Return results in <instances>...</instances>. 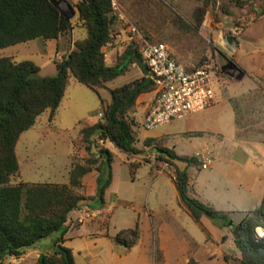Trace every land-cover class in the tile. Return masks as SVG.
<instances>
[{
  "label": "trees",
  "instance_id": "16d2710c",
  "mask_svg": "<svg viewBox=\"0 0 264 264\" xmlns=\"http://www.w3.org/2000/svg\"><path fill=\"white\" fill-rule=\"evenodd\" d=\"M63 0H0V50L36 39L58 40L69 33L73 25L60 9ZM216 2L217 0H212ZM244 8L256 0H231ZM263 1V0H260ZM79 22L86 29L83 39L74 41L71 51L61 62H55L57 73L40 76V67L32 60L16 61L12 56H0V264L10 258H22L28 249L56 232L61 236L55 246L61 250L44 254L35 264H76L72 250L62 246L64 235L74 222L84 202L102 207L107 189L113 182L115 154L100 142L111 143L130 158L139 154L135 133L136 119L132 116L138 98L156 90L142 60V48L131 43L109 65L107 44L115 42L118 15L113 0H78ZM204 14V10L199 16ZM199 21V19H198ZM192 24V23H191ZM195 24L186 26L188 29ZM115 44V43H114ZM114 48V47H112ZM138 64L144 77L120 87L110 89L111 102L101 101L102 116L97 122L84 125L78 139L79 150L87 157L74 158L69 183H32L21 180L22 172L17 156L21 135L33 129L44 113L53 123L71 81L88 87L100 96L99 88L124 75L130 65ZM161 140L147 138L146 146H156ZM159 160L175 167L173 179L183 203L198 223L208 217L221 228H227L240 252L242 264H264V198L262 205L239 222L224 212L203 203L189 194L188 167L199 165L197 158L179 156L173 150L156 146ZM95 150V152H94ZM161 151V152H160ZM181 164L186 166L180 167ZM139 164L131 165L135 174ZM98 172L97 191L94 196L85 193L83 178ZM107 228L109 222L106 223ZM106 236L117 246L131 251L141 239V229L133 228ZM157 260L161 258L156 252ZM186 264H199L190 257Z\"/></svg>",
  "mask_w": 264,
  "mask_h": 264
},
{
  "label": "rangeland",
  "instance_id": "374dc122",
  "mask_svg": "<svg viewBox=\"0 0 264 264\" xmlns=\"http://www.w3.org/2000/svg\"><path fill=\"white\" fill-rule=\"evenodd\" d=\"M116 2V12L119 13L120 3L118 0ZM122 2L121 10L125 18L123 17L122 23H119L124 24L126 40L119 41L117 39L114 44V48L118 49L120 55L131 43H135L141 48L146 43L163 42L169 47L177 61L187 69L210 63L218 68L216 76L219 79L241 76L245 71L248 74H255L263 69L264 72V61H262L264 60L263 1L249 2L244 8L237 7L231 0H217L216 2L212 0H122ZM77 3L78 0H63L60 3L61 11L70 18L73 28L62 36L58 44L56 40L39 38L29 43L1 49L0 55H12L14 51L20 50L21 54L17 57L19 61L28 59L35 62L40 67V76L56 74L55 62H61L73 48L74 41L83 39L87 35L86 29L79 22ZM202 10H204V14L199 16ZM207 15L213 23V28L210 31L201 28ZM262 15L263 17L259 18ZM191 23L195 25L188 29L186 26L192 25ZM131 27H134L136 32L132 31ZM227 36L234 39L233 47L228 45ZM143 77L144 73L141 67L134 63L130 65L124 75L106 83L105 87L99 88L100 96L73 79L58 118L50 123L48 114L41 115L37 125L39 130L34 133L35 137L41 136L47 124H54L55 128H51L48 137L50 145L46 144L47 147L41 149L42 142L37 145L38 147H29L25 139L22 138L19 141L16 152L23 174L21 180L34 183L58 181L56 177L60 175V172L53 166H62L70 162L69 148L73 146L74 139L77 138L85 124L90 125L100 119L101 101H110V89ZM232 104L235 114L237 112L236 105L241 106L237 118L239 117L242 123L246 121L249 110H244L249 105L248 98H237ZM259 108L260 113L258 114L264 116V99ZM188 119L189 117L176 119L156 129H144L143 131L146 135H166L169 138L168 145L170 147H177V151L189 155L196 151V147L192 146L185 136ZM139 124L140 122H135L137 148L140 153L132 155L130 158L134 159L137 156L142 158V161L151 162L152 155L158 158L156 146L164 147V142L159 141L156 146L144 145V141L141 142V138L138 136L137 126ZM63 129L66 131H62ZM76 147L75 158L81 160L78 143H76ZM85 154L88 156L86 152ZM34 157L38 163L34 162ZM126 157L124 153L116 151L114 161L117 173L116 185L114 191L110 193V201L105 208L106 211L111 208L109 226L111 235L121 229L135 227L139 222L138 216L144 220L148 210H151L154 214L155 236L159 240L165 241L167 247V256L164 262L157 261L155 264H186V259L190 256L194 257L199 264H242L239 260L240 252L231 248L227 242L231 237L227 228H225V232L228 235L219 244L208 241L205 233L191 217L189 224H185L181 219H171L164 233L163 218L166 216L159 214L160 204L164 199L157 197L156 193L151 194L149 190V186L154 183L155 168L150 163H144L134 174ZM160 176L162 181L158 185L175 190L168 175ZM165 195L167 196L166 200H173L168 194V190ZM86 205L90 206L89 201L86 202ZM95 208L99 207L96 205ZM106 217L104 216L102 219L106 220ZM160 227H163L162 233L159 230ZM93 228L96 229L97 226ZM257 232H259V228ZM60 234V232H56L52 236L42 239L34 246L36 248L28 249L22 258H10L5 264H35L40 255H51L55 249L60 247L55 246ZM191 235L195 239H191ZM81 242H83L82 239H78L74 244L81 248ZM111 245L117 250L123 249L113 242ZM75 252V258L79 264L90 263L91 256L86 250L75 249ZM103 256L110 258L111 252L108 248H104ZM117 260L118 257L113 256L109 264H122L117 263ZM96 263L101 264L102 261L93 264Z\"/></svg>",
  "mask_w": 264,
  "mask_h": 264
},
{
  "label": "crops",
  "instance_id": "0c3cea01",
  "mask_svg": "<svg viewBox=\"0 0 264 264\" xmlns=\"http://www.w3.org/2000/svg\"><path fill=\"white\" fill-rule=\"evenodd\" d=\"M118 3H120L119 13H117L119 21L116 24L115 42L117 39H119V41L126 40V29L123 26L124 24H120L122 23L121 20H123L124 17V14L122 13L123 11L121 10V8H123V2L122 0H118ZM261 17H263V15L259 18ZM125 23L127 24V22ZM61 39L62 36L56 40L57 44L61 41ZM238 45L235 47V50ZM20 54V50H17L14 51L12 55L8 56L14 57V59L18 62L24 61H19L17 58ZM118 55L119 51L117 48L109 49L106 55L108 64H114ZM109 59H111V61H109ZM215 86V103L211 107L189 116L185 136L188 139L187 141H189L192 146L195 145L196 147V151L192 154L187 155L183 152L181 153L177 151V147H170L168 145L169 138L166 135H146L143 131L144 129L140 127L137 128V131L139 133L138 136L141 138V142L145 141L147 138L158 139L164 142L165 148L173 150L179 156L197 158L199 165H192L188 167L190 177V196L199 199L203 203L212 206L218 211L224 212L232 218L234 223L237 224L248 212L260 207L264 198V116L258 114L260 113V103L264 99V72L263 69L255 74H248L245 71L241 76H233L230 79L220 78L219 83ZM67 93L57 111L56 118H58L60 108L67 99ZM240 97L248 98L249 104L244 110H249V116L243 123L240 121L239 117L237 118L240 113L241 106L236 105L237 112L235 114L232 104L233 101ZM154 98L155 91L142 94L138 98L132 113L136 122H141L143 120L144 116L153 104ZM110 102L111 99L110 101L105 100V103ZM46 114L49 115L48 112ZM100 116H102V109L99 114V117ZM37 125L33 129L24 132L19 141L22 138L25 139V142L29 147H38L37 145H40L42 142L41 149H44L50 141V138H48L50 130L51 128H55V126L54 124H47L46 127H44V131L41 136L35 137L34 133L39 130ZM62 131H66V129H63ZM79 137L80 132L77 138L74 139L73 146L69 148V157L71 158L70 162L62 166H53L55 170L59 169L60 175L56 177L58 178V181L45 183H69V173L75 158L77 150L76 143L78 142ZM100 145L109 148L114 152L116 157V151L119 150L116 149L113 144L109 142L105 144L100 142ZM80 151L81 154L79 155V158L83 159L87 157L85 150ZM204 152H210L214 159L213 164L206 170L201 169V163L199 161L200 154ZM34 158V162L38 163L36 157ZM126 159L130 163V167L133 163L139 164L136 171L144 163H150L155 168L153 179L154 183L149 186V190L151 194L156 193L157 197L164 199V201L160 204L161 209L159 213L166 216L163 218L164 233L168 227L167 224H170L171 219H181L185 222V224H189L191 215L188 208L181 200L173 181L175 177V167L169 162L159 160L158 158L156 161L151 162L142 161V158L137 156L134 159L128 158L127 156ZM185 166V164L180 163V167L184 168ZM160 175H168L175 187V190L166 189L167 187L164 185H158L159 182L162 181ZM97 178L98 172L96 170L84 176L83 184L85 186V193L88 196H94L96 194ZM116 178V166L115 162H113V182L106 191L105 204L98 209H91V207L86 205V202H84L79 213L75 214L72 226L65 233L62 246L71 249L74 258L76 256L75 249L86 250L89 253V256H91L89 264H93L97 261H102L101 264H109L112 261L113 256L118 257L117 263L120 262L122 264H155L157 261L164 262V259L167 256V247L165 245V241H161L155 236L156 227L153 221L154 214H152L151 210H148L144 220L141 216H138L139 222H137L136 225L138 224L141 229V239L131 251H127L124 247L121 250H117V248L111 245L112 240L106 236V233L110 236H114L119 231L123 230L121 229L116 234L111 235L109 227H106L107 222H109L108 226H110L111 208H108L107 211L105 208L110 201V193L114 191L113 189L116 185ZM167 190L173 200H166L167 196L165 194ZM95 206L96 205H93V207ZM97 216L98 218H96ZM104 216H107L106 220L102 219ZM191 219L205 233L208 241H213L214 243L219 244V242L224 241V238L228 235L224 228L215 224L208 217H202L200 223L196 222L192 217ZM95 226H97L96 229L93 228ZM163 227L159 228L161 233L163 231ZM60 236L61 234L59 237ZM180 236L183 237V235ZM78 239H82L83 241L81 242V248L74 244ZM191 239H195L194 236L191 235ZM227 242L231 248L238 251L232 237L228 238ZM104 248H108V250H110V258L108 256H103ZM157 251L159 257L161 258L160 260H157ZM92 257H94V259H92ZM190 257L186 259L187 262ZM75 261L76 264H79L76 258Z\"/></svg>",
  "mask_w": 264,
  "mask_h": 264
},
{
  "label": "built area",
  "instance_id": "2783aa9c",
  "mask_svg": "<svg viewBox=\"0 0 264 264\" xmlns=\"http://www.w3.org/2000/svg\"><path fill=\"white\" fill-rule=\"evenodd\" d=\"M113 7L117 9L116 0H113ZM201 28L205 31L213 28L208 15ZM131 30L136 32L134 27ZM114 43L109 42L107 48L114 47ZM142 60L157 88L153 104L137 128L153 130L173 120L188 118L215 103V85L220 80L216 76L217 67L205 63L187 69L177 61L163 42L146 43L142 48ZM151 159L157 160L153 155ZM199 161L201 169L206 170L213 164L214 159L210 152H204L200 154ZM258 236L264 237L262 228H259Z\"/></svg>",
  "mask_w": 264,
  "mask_h": 264
},
{
  "label": "water",
  "instance_id": "95a60500",
  "mask_svg": "<svg viewBox=\"0 0 264 264\" xmlns=\"http://www.w3.org/2000/svg\"><path fill=\"white\" fill-rule=\"evenodd\" d=\"M227 42H228V45H230V46H234V44H235V42H234V39L232 38V37H230V36H227ZM157 152H159V150H157ZM161 152V151H160ZM57 250H61V247H58V249ZM42 258L44 257V255L42 254V255H40Z\"/></svg>",
  "mask_w": 264,
  "mask_h": 264
}]
</instances>
